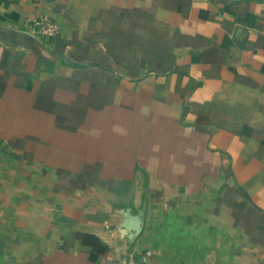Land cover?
<instances>
[{"label": "crops", "instance_id": "obj_1", "mask_svg": "<svg viewBox=\"0 0 264 264\" xmlns=\"http://www.w3.org/2000/svg\"><path fill=\"white\" fill-rule=\"evenodd\" d=\"M177 263L264 264V0H0V264Z\"/></svg>", "mask_w": 264, "mask_h": 264}, {"label": "built area", "instance_id": "obj_2", "mask_svg": "<svg viewBox=\"0 0 264 264\" xmlns=\"http://www.w3.org/2000/svg\"><path fill=\"white\" fill-rule=\"evenodd\" d=\"M27 28L32 32H38L46 37H53L60 33L59 23L50 16L42 15L32 21L26 22ZM189 264V263H177Z\"/></svg>", "mask_w": 264, "mask_h": 264}]
</instances>
